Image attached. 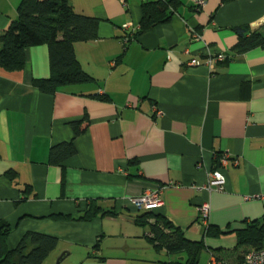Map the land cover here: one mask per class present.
I'll use <instances>...</instances> for the list:
<instances>
[{"label": "crops", "instance_id": "0c3cea01", "mask_svg": "<svg viewBox=\"0 0 264 264\" xmlns=\"http://www.w3.org/2000/svg\"><path fill=\"white\" fill-rule=\"evenodd\" d=\"M20 1L0 0V32L17 19ZM68 1L99 21L96 39L74 43L91 81L39 91L33 81L50 75L45 44L23 50L22 69L0 68L7 247L35 231L58 238L42 264H56L63 252L59 264H174L185 254L157 250L145 211L131 203L160 191L163 203L153 211L186 239L215 253L248 249L235 247L236 230L264 224V46L242 53L235 46L237 28L264 31V0H206L198 11L195 0H181L166 21L127 42L123 26L137 31L142 3L155 0ZM219 53L228 60L209 68L205 61ZM191 58L201 63L189 66ZM72 122L84 128L75 137ZM64 141L73 142L74 154L51 164V148ZM215 170L223 189H204ZM89 205L98 207L95 215L81 218Z\"/></svg>", "mask_w": 264, "mask_h": 264}, {"label": "trees", "instance_id": "16d2710c", "mask_svg": "<svg viewBox=\"0 0 264 264\" xmlns=\"http://www.w3.org/2000/svg\"><path fill=\"white\" fill-rule=\"evenodd\" d=\"M181 0H155L142 3V18L135 35L155 24L166 21L180 5ZM17 19L0 32V68L6 71L20 70L24 66L23 50L26 47L45 44L48 47L50 75L47 78L34 80L39 91L47 94L55 93L63 85L84 83L92 79L78 65L75 58L74 43L90 41L97 37L98 19L76 13L68 0H21L17 7ZM240 32L235 49L245 52L257 46H264V31H253L244 35L246 28H237ZM248 29V28H247ZM228 60V57L225 59ZM224 60V61H225ZM99 96V95H98ZM74 137L81 134L79 122H72ZM75 148L72 141H64L54 145L49 154L51 164H61L73 155ZM98 207L89 205L83 219H89ZM153 217L152 222L147 221ZM141 218L149 226V241L157 250L169 253H184L186 258L174 264H198L197 258L202 242L188 240L183 232L173 226L162 214L145 211ZM10 226L0 221V264H42L47 256L55 250L58 238L35 231L26 232L14 248H8L6 236ZM211 234L210 227H207ZM212 235V234H211ZM235 247H248L232 259L223 258L219 252H213L228 264L237 263L252 248L264 247V224L256 221L236 230ZM215 251V250H214ZM228 257V258H229ZM231 260V261H230Z\"/></svg>", "mask_w": 264, "mask_h": 264}, {"label": "built area", "instance_id": "2783aa9c", "mask_svg": "<svg viewBox=\"0 0 264 264\" xmlns=\"http://www.w3.org/2000/svg\"><path fill=\"white\" fill-rule=\"evenodd\" d=\"M206 0H195L194 1V9L199 10L202 8V6L205 4ZM124 29V40L125 42L133 39L135 36L136 29L132 28L131 30L128 29L127 25L123 26ZM193 37H198V34L193 31L192 32ZM226 59L225 54H216L215 56L209 57L205 63L209 66V68H213L215 62L219 61H224ZM201 62L200 60L196 58H191L188 62L189 66H194V65H199ZM230 159V154L227 152H223L222 155L220 156V161L221 165L226 166L227 163L229 162ZM233 163L236 164V161L233 160ZM225 182L224 176L217 170L211 172L209 174V178L207 181L206 185H203V188L206 190H212V189H217L221 190L223 189ZM131 203L133 206L138 209V210H144V211H153L155 209H158L161 207L163 201L160 198V191H149L145 192L143 195L139 197H135L131 199ZM209 203L208 202H203L200 205L199 211H200V220L202 223L207 222L208 216H209ZM205 264H228L226 263L225 260L217 256L213 252H209V256ZM232 264H264V247L262 248H252L249 251H247L243 259L237 263H232Z\"/></svg>", "mask_w": 264, "mask_h": 264}, {"label": "rangeland", "instance_id": "374dc122", "mask_svg": "<svg viewBox=\"0 0 264 264\" xmlns=\"http://www.w3.org/2000/svg\"><path fill=\"white\" fill-rule=\"evenodd\" d=\"M205 245L207 246V243H205ZM206 246H205V248L201 249L200 252H199V254H198V258H197L198 264H203L205 262V260L207 259L206 258V253H207ZM236 251L238 252L239 251V248H237V250L234 251V247H224V248H222L220 250V253L219 254L223 258L225 257L226 259L229 260V259H232V257H229V256L236 255V253H235Z\"/></svg>", "mask_w": 264, "mask_h": 264}, {"label": "water", "instance_id": "95a60500", "mask_svg": "<svg viewBox=\"0 0 264 264\" xmlns=\"http://www.w3.org/2000/svg\"><path fill=\"white\" fill-rule=\"evenodd\" d=\"M67 255V252H63V253H61L59 256H58V258H57V262H56V264H59V262L61 261V260H63L64 259V257Z\"/></svg>", "mask_w": 264, "mask_h": 264}]
</instances>
